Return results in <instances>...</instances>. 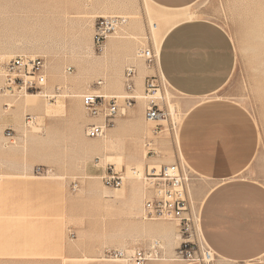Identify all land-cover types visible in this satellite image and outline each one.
Returning a JSON list of instances; mask_svg holds the SVG:
<instances>
[{
    "label": "rangeland",
    "instance_id": "1",
    "mask_svg": "<svg viewBox=\"0 0 264 264\" xmlns=\"http://www.w3.org/2000/svg\"><path fill=\"white\" fill-rule=\"evenodd\" d=\"M126 10H130L129 13ZM111 14L125 17V24H129L132 16L141 18L142 32L140 38L135 39L139 48L153 46L156 49L160 39L158 31L168 29L179 18H207L227 31L235 47L236 65L229 81L214 96L238 102L255 120L258 150L246 175L264 184V0H198L178 12L158 8L148 0H0V60L15 56L42 59L46 82L29 92L54 94L33 98L35 105L24 106L19 104L21 99H32L27 94L17 90L0 91V264H70L76 258L110 261L103 259L106 248H123L127 253L135 249L148 251L153 240H156V253L152 261H179L176 255L181 242L177 233L179 225L172 221L143 219L142 210L137 219L130 218L125 214V205L115 196L123 195L124 200L128 197L126 169L134 166L132 156L143 161L141 172L147 166L176 163L187 174L189 187L199 186L203 181L182 164L177 153L176 133L182 116L179 105L187 99L162 83L155 64L150 75L176 113L168 116L166 123L158 124L144 122L143 116L139 119L137 111L133 115H128L127 111L125 115L116 116L109 127L113 128L107 129L105 134L110 136L107 133L116 128L112 136L118 134L122 138V146H125L121 147V151L125 149L122 154L119 150L107 151L120 153L121 164L109 157L105 159V153L97 149L95 153L94 148L89 147L92 143L88 142L100 143L102 137L90 140L84 136L89 117L81 103L82 94L95 89L105 94L124 93L123 71L127 65H133L130 60L116 59L114 51H109L107 70L89 68L96 58L97 63L105 60L102 53L108 41L100 49L93 44L95 18ZM151 21L158 26L153 33ZM123 28L111 36L120 35ZM110 64L121 72L119 90L107 87ZM98 81L102 85L97 86ZM0 87H4L1 77ZM119 102L123 104V100ZM136 105L137 101L134 103L137 109ZM157 105L167 110L165 102H157ZM25 114L34 117L28 127L23 126ZM130 116L137 119L138 128L131 123L122 131L126 135L118 133V120ZM156 126L160 128L159 133H153ZM7 129L13 131V138L5 137ZM148 141L151 144L145 146ZM167 154L171 162H164ZM37 167L43 171L38 173ZM109 169L123 172L125 179L121 186L108 187L101 181L99 176ZM89 183L94 185L95 195L85 191ZM197 207L195 199V209ZM141 222L168 223L174 228V234H178H175L177 239L168 246L161 236L141 233ZM122 242L124 247H121ZM192 248L200 253L206 249L198 241ZM214 258L218 264H226L216 256L213 261Z\"/></svg>",
    "mask_w": 264,
    "mask_h": 264
},
{
    "label": "crops",
    "instance_id": "2",
    "mask_svg": "<svg viewBox=\"0 0 264 264\" xmlns=\"http://www.w3.org/2000/svg\"><path fill=\"white\" fill-rule=\"evenodd\" d=\"M148 1L178 12L198 0ZM162 33L156 48L157 70L173 92L187 99L179 105L178 157L203 180L199 186H191L198 204L201 237L214 257L226 264H264V184L246 175L257 156V125L244 106L214 96L235 70L233 41L221 25L207 18H179ZM139 63L133 64L138 74ZM140 73L144 79L152 70L145 67ZM136 106L128 115L137 111L142 119L143 106ZM126 120H118L119 132L130 124L131 119ZM74 260L70 264H129ZM146 264L199 263L171 259ZM213 264H218L215 258Z\"/></svg>",
    "mask_w": 264,
    "mask_h": 264
},
{
    "label": "built area",
    "instance_id": "3",
    "mask_svg": "<svg viewBox=\"0 0 264 264\" xmlns=\"http://www.w3.org/2000/svg\"><path fill=\"white\" fill-rule=\"evenodd\" d=\"M124 23L125 18L121 15L114 14L97 17L93 25L92 35L95 46L100 47L108 35ZM138 55L150 68L157 64L158 52L155 53L151 48H142ZM0 71L6 72L7 79L4 88L10 91L14 90V88L19 89L22 86L27 91H33L38 89L45 80L43 61L38 57L15 56L5 62H1ZM135 72L134 66L126 67L124 70V82L129 90H132L134 85L133 76ZM16 73H22L28 78L16 76ZM96 85L99 86V82ZM144 85L146 93H154L159 89L152 75L145 77ZM118 100L116 96L106 98L95 93H84L82 95L81 103L86 114L90 117L103 118V124L89 123L86 125L85 132L88 137L101 136L104 133L105 126L112 124L116 116L123 115V110L131 107L136 101L135 97L130 95L122 99L123 104ZM167 114L168 111L166 109L153 101H150L145 109V117L147 119H162ZM25 122H32L30 115L25 116ZM158 131H160V128L156 126L154 133ZM5 135L6 137H11L13 136V131L7 129ZM41 171H43V168L37 167V172L40 173ZM144 174L150 190L149 196L144 201V214L148 218L162 217L177 220L180 233L185 238L180 243L178 254L186 259L185 263L196 262L202 264L205 258L204 254L208 256V250L205 249L204 252L200 253L192 248L195 242L191 239L195 231V221L191 207L187 174L176 163L162 164L158 168L156 166L147 168ZM100 179L108 187H119L123 182L124 174L122 171L109 169L100 176ZM154 245L148 251L135 249L131 253L117 248H106L103 251V259L110 261L129 260L132 264H145L148 257L156 253Z\"/></svg>",
    "mask_w": 264,
    "mask_h": 264
},
{
    "label": "bare ground",
    "instance_id": "4",
    "mask_svg": "<svg viewBox=\"0 0 264 264\" xmlns=\"http://www.w3.org/2000/svg\"><path fill=\"white\" fill-rule=\"evenodd\" d=\"M131 5V4H130ZM128 13H129V11L130 10H126ZM101 14V13H100ZM111 15H114V14H111ZM116 15V14H115ZM135 15V14H134ZM102 16H107V15H102ZM102 16H98V17H102ZM149 16V15H148ZM123 17V16H122ZM125 18V17H124ZM164 18V17H163ZM97 19V17L95 18V20ZM80 23V22H79ZM94 23H95V21H94ZM125 23H126V18H125ZM122 24L120 27H118L113 33H111L110 35H108V37H107V39L106 40H108L107 41V43H105V46H104V50H103V55H105V60L103 61V62H96V60H97V58L95 59V61H94V64L93 65H91L89 68L91 69V71H99V70H101V69H104V70H107V68H108V64H107V61H106V59L108 58H106V54L109 52V51H114V55H113V57H117L116 59H118V60H121L122 62L123 61H129L130 60V62L129 63H133V64H135V63H139V74H138V72L136 73L135 72V75L133 76V83H134V85H133V87H132V90H129L128 88H127V86H126V84H125V82H124V79H123V86H124V93H122V94H105V93H100L99 91V89H95V90H93L92 92H87V93H95V94H98V95H102V96H105L106 98H108V97H113V96H116L118 99H119V101H121L122 102V99L124 98V97H126V96H133V97H135V100L137 101V104H141L142 106L144 105V110H143V117H144V122H145V120H146V122H153L154 124L155 123H157L158 124V122H164V123H166L167 121H168V116H173L175 113H176V109H175V107L172 105V104H169V106H168V103H167V101L169 102V100L166 98L165 99V95L160 91V89H157L154 93H146V91L144 90V87H145V85H144V80H145V77H144V79H142V75H141V71H143L144 70V68L146 67V68H148V69H151L149 66H147V64L143 61V59L142 58H140L139 57V55H138V53L140 52V50L142 49V48H144L145 46H140V48H139V46H136V42H135V39L136 38H140V33L142 32V26H141V18H139L138 16H132V18H131V21L129 22V24ZM79 25V24H78ZM81 25V24H80ZM79 25V26H80ZM94 25V24H93ZM125 25V26H124ZM122 26L124 27L123 29V31H122V33L120 34V35H115V36H111V35H113V34H115V33H117L121 28H122ZM170 26V25H169ZM158 26H157V24L155 23V22H150V30H151V33H153L152 31H154V30H156V28H157ZM167 30V29H166ZM264 33V32H263ZM158 35H159V37H160V39H159V41L161 40V36H162V31H161V33H160V31H158V33H157ZM92 35H93V33H92ZM153 39H154V41H155V44H156V36H154L153 35ZM105 40V41H106ZM104 41V42H105ZM92 42H93V40H92ZM104 42H103V44H104ZM94 44V43H93ZM102 44V45H103ZM95 45V44H94ZM102 45L100 46V47H98L99 49L102 47ZM87 46V45H86ZM82 47V46H81ZM92 47V46H91ZM86 48V47H85ZM145 48H151L155 53L157 52V50L153 47V46H147V47H145ZM84 49V48H83ZM85 50V49H84ZM81 53H82V51H81ZM89 55L91 54V51H88L87 52ZM81 55V54H80ZM83 56H84V54H83ZM88 56V55H87ZM94 56V55H93ZM92 56V57H93ZM12 58H14V57H12ZM33 58V57H32ZM90 58V57H89ZM95 58V57H94ZM102 58V57H101ZM11 59V58H10ZM87 59V58H86ZM92 59V58H91ZM115 59V58H114ZM94 60V59H93ZM93 60H92V62H93ZM88 61V60H87ZM90 61V60H89ZM141 61L144 63V65H145V67H144V65L142 64V66H141ZM1 62H5V61H1L0 60V63ZM91 63V62H90ZM121 64V63H120ZM87 65V64H86ZM90 65V64H89ZM129 66H134V65H132V64H130V65H127L126 67H129ZM125 67V68H126ZM135 67V66H134ZM109 68H110V75H108V76H110V80H109V82H108V86L107 87H109V89H111V90H119L120 89V87H121V82H120V77H121V72H120V70L119 69H117V67H115L113 64H110L109 65ZM119 68V67H118ZM55 69V68H54ZM68 70H70V69H68ZM125 70V69H124ZM135 70H136V68H135ZM123 73H124V71H123ZM159 73V72H158ZM43 74H44V77L46 76V74H45V63L43 62ZM104 74H106V73H104ZM16 76H19V77H23V78H28V77H26V76H24L22 73H16L15 74ZM150 75V74H149ZM159 75H160V79H161V81H162V83L164 84V85H167V83L163 80V77L161 76V74L159 73ZM13 76V75H12ZM148 76V75H147ZM0 77L3 79V81H4V86H5V84H6V79H7V74H6V72L5 71H0ZM123 78H124V75H123ZM135 79H136V81H135ZM45 80L41 83V85L40 86H43L44 84H45ZM99 82V85H102V82L101 81H98ZM142 83H143V87H142ZM137 85V89H136V85ZM168 86V85H167ZM141 87L143 88V90L141 91ZM7 90V91H10V90H8V89H6V88H4V87H0V91H3V90ZM14 90H17V92H20L21 94H27V97H30V98H32V99H30V100H28V98L26 99H21L22 100V102L21 103H19V104H23L24 106L25 105H27L28 106V104L29 105H35V103H36V101H35V99L36 98H38V97H44V96H53V95H51V94H48V93H46L45 91L43 92V91H41V92H37L36 94H31L32 92H29V91H27L23 86L21 87V88H19V89H16V88H14ZM142 92V93H141ZM48 94V95H47ZM83 95V94H82ZM79 96V95H78ZM82 97V96H81ZM33 98H35V99H33ZM20 99L18 100V101H21ZM29 101V102H28ZM39 101V100H38ZM37 101V102H38ZM135 101V102H136ZM150 101H153L154 103H157V102H165L166 103V105L168 106L167 107V110H168V114L166 115V117L165 118H162V119H147L146 117H145V109H146V107L148 106V104H149V102ZM40 102V101H39ZM18 103V102H17ZM16 103V104H17ZM37 105V104H36ZM39 105H40V103H39ZM134 105V104H133ZM132 105V106H133ZM17 106H18V104H17ZM58 106V105H57ZM131 106V107H132ZM131 107H127L126 109H124L123 111H124V115L126 114V112L131 108ZM17 108V107H16ZM33 108V107H32ZM26 109V108H25ZM45 109V108H44ZM50 109V108H49ZM84 109V108H83ZM30 110H31V108H30ZM41 110H42V108H41ZM46 110V109H45ZM44 110V111H45ZM39 111V110H38ZM47 111V110H46ZM24 112V111H23ZM46 113V112H45ZM50 113V112H49ZM48 113V114H49ZM54 113V112H53ZM61 113V112H60ZM43 114V113H42ZM26 115H30V114H25L24 115V118H23V126H25V127H28L30 124H32L33 123V121H34V117L32 116V115H30L31 116V121L32 122H29V123H26L25 122V116ZM89 118V122L87 123V124H89V123H101V124H103V118L102 117H90L89 115H87ZM134 117V116H133ZM133 117H131L132 118V120H133ZM138 117V116H137ZM131 118H129V119H131ZM136 118V117H135ZM84 119V118H83ZM139 119H140V117H139ZM78 121V120H77ZM127 121V120H126ZM139 121V120H138ZM75 123H78V122H76L75 121ZM121 123V122H120ZM131 123H133V127H135V128H138V122H137V119L136 120H133V121H130V124ZM122 124V123H121ZM121 124H120V126H121ZM124 124H126V123H124ZM127 124H129V123H127ZM156 124V125H157ZM113 124H110L109 126L108 125H106L105 126V129H104V133L101 135V136H99V137H88L87 135H86V132H85V130H84V136L85 137H88V138H90V140L91 139H97V138H103V140H101L100 141V143H98V142H95V140H91L92 142H88L90 145H91V143H92V145L91 146H89L91 149H93V151L95 152V153H97L96 151H95V149H97V151H102L103 152V154L105 153V159H106V157H109L110 158V160L111 161H113L114 163H118V164H121L122 163V160H121V154H122V152L125 150H123V151H121V147H124L125 148V146H122V144L124 143L123 142V140H122V138L120 137V135H118L117 133V135H114V136H112L110 133H107V134H110V136H108V135H106L105 134V132H106V130L107 129H109V127L110 126H112ZM145 125V124H144ZM128 126V125H127ZM147 126H150V125H147ZM77 127V126H76ZM79 127V126H78ZM115 127V126H114ZM126 127V126H125ZM125 127H123L122 126V128L121 129H124ZM132 127V126H131ZM145 127V126H144ZM151 127V126H150ZM19 128H22V127H19ZM86 128V127H85ZM113 128V127H112ZM111 128V129H112ZM128 128V127H127ZM154 128V127H153ZM77 129V128H76ZM79 129H80V127H79ZM111 129H109V130H111ZM116 128H114L113 129V131L115 130ZM126 129V128H125ZM129 129V128H128ZM128 129H127V131H128ZM131 129V128H130ZM146 129H147V127H146ZM20 130V129H19ZM18 130V131H19ZM75 130V129H74ZM123 131H125V130H123ZM130 131V130H129ZM133 131H136V130H132V132ZM139 131H141V130H139ZM138 131V132H139ZM146 133H147V131L146 130H144ZM151 131V130H150ZM21 132V131H20ZM77 132V131H76ZM75 132V133H76ZM79 132V131H78ZM80 132H81V130H80ZM80 132H79V134H80ZM115 132H116V130H115ZM119 132V131H118ZM121 132V131H120ZM119 132V133H120ZM137 132V131H136ZM142 132V131H141ZM140 132V133H141ZM155 132V129L153 130V133ZM22 133H23V131H22ZM130 133H131V131H130ZM149 133V132H148ZM147 133V134H148ZM151 133V132H150ZM149 133V134H150ZM157 133H159V131L157 132ZM115 134V133H114ZM120 134H125L126 135V133H120ZM139 134V133H138ZM142 134H145V133H142ZM22 135H24V134H22ZM24 136H26V135H24ZM78 136V135H77ZM80 136V135H79ZM78 136V137H79ZM137 136V135H136ZM136 136H135V138H136ZM6 137V136H5ZM137 137H140V134L137 136ZM7 139H11V138H13V136H11V137H6ZM82 138V137H81ZM84 138V137H83ZM22 138H20V140H21ZM27 139V138H26ZM86 139V138H85ZM124 139V138H123ZM81 140V139H80ZM90 140H88V141H90ZM99 140V139H98ZM21 141H23V140H21ZM24 141H26V140H24ZM83 141V140H82ZM82 141H81V143H82ZM85 141V140H84ZM86 142V141H85ZM84 143V142H83ZM151 144V142L150 141H148V142H146L145 143V146H149ZM86 146L88 145V144H85ZM137 145V144H136ZM81 146H83L84 147V145H81ZM85 146V147H86ZM177 146V145H176ZM84 147V148H85ZM87 148V147H86ZM114 150V152H115V150H119V152L121 153H118V152H116V154H109L107 151H113ZM86 151H88V150H86ZM92 152V151H91ZM106 152L109 154H106ZM113 153V152H112ZM99 154V153H98ZM170 154V153H169ZM169 154H167L168 156H166V157H164L166 160L164 161V162H171L172 160L170 159L171 157H170V155ZM101 155V154H100ZM144 155V154H143ZM100 157V156H99ZM102 157V156H101ZM104 157V156H103ZM123 157V156H122ZM133 158L132 159H130L132 162V164L134 165L133 167H129V169L127 170L126 169V173H127V178H129V180H128V182H127V185H128V187H127V191H128V197H127V199L126 200H124V198H122V196L121 195H119V194H117L115 197L117 198V199H119V201L120 202H122L124 205H125V214L128 216V217H130V218H133V219H137L138 217H139V211H141L142 210V212H143V214H141V215H144V216H142L143 217V219H148V220H166V221H172V222H174L176 225H178V221L177 220H173V219H169V218H162V217H157V218H148V217H146V215L144 214V209H143V206H144V202H142V199L144 198V201H145V199L149 196V194H150V190H149V187H148V184H147V179H146V177H145V174H144V172L146 171V169L147 168H151V167H155V165H152V166H147L146 167V169L145 170H143L142 172H141V169L143 168V161L141 160V159H139V157L138 158H136L135 156H132ZM144 157V156H143ZM104 159V160H105ZM143 159V158H142ZM102 160V159H101ZM161 160V159H160ZM181 161V160H180ZM101 162H103V161H101ZM182 162V161H181ZM103 164V163H102ZM107 164V163H106ZM110 164V163H109ZM164 164H170V163H164ZM182 164L183 165H185L183 162H182ZM160 165H158V166H156L157 168L159 167ZM186 166V165H185ZM103 175V174H102ZM100 177V176H99ZM124 179H125V176H124ZM138 181V182H137ZM140 183V184H139ZM85 191L88 193V194H93V195H95V193H96V190L94 189V185L93 184H91V183H89V185L87 186V189H85ZM189 195H190V199H191V203H192V212H193V215H194V221H195V231H194V235H193V238L191 237V239H193V241H198L199 243H200V245H202L203 247H206V249L208 250V256H206L205 254H204V256H205V258H204V260H203V263L202 264H210L212 261H213V256H214V254H213V252L210 250V248L204 243V241H203V239H202V237H201V234H200V230H199V224H198V207H197V209H195V199H194V197H193V194H192V191H191V185H190V187H189ZM141 206H142V209H141ZM140 215V216H141ZM142 219V218H141ZM141 224H142V226H140V230L142 231L141 233H147V234H151V235H158V236H161V238L163 237L165 240H166V243H167V245L169 246L170 244H171V241L175 238V239H177V233H179V237L181 238V242L182 241H184V236H182V234L180 233V232H177V233H175V234H177L176 236H175V234H174V232H173V229L174 228H172V226L171 225H168V223L166 224V223H164V222H149V223H142L141 222ZM171 226V227H170ZM139 230V229H138ZM136 231V230H135ZM134 232V231H133ZM138 232H140V231H138ZM137 233V232H136ZM135 234V233H134ZM139 235V234H138ZM150 235V236H151ZM141 236V235H140ZM134 237V236H133ZM189 239V238H188ZM133 241V240H132ZM180 242V243H181ZM156 243V240H153L152 241V243H151V245H150V248L154 245ZM125 246V244H124V242H122L121 243V247H124ZM122 250H123V248H121ZM120 249V250H121ZM124 251V250H123ZM127 251H132V250H127ZM126 252V251H125ZM153 255H155V254H153ZM149 256L148 257V260L147 261H151V260H154V256ZM177 259L180 261V262H186V259H184L182 256H180L179 254H178V251H177ZM126 263H129V264H132L129 260H126Z\"/></svg>",
    "mask_w": 264,
    "mask_h": 264
}]
</instances>
